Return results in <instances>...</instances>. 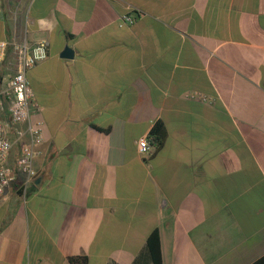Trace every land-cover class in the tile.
Wrapping results in <instances>:
<instances>
[{
  "label": "crops",
  "instance_id": "0c3cea01",
  "mask_svg": "<svg viewBox=\"0 0 264 264\" xmlns=\"http://www.w3.org/2000/svg\"><path fill=\"white\" fill-rule=\"evenodd\" d=\"M43 38L44 142L0 201V264H153L155 229L163 264L264 256V0H0V88ZM4 118L16 167L29 135Z\"/></svg>",
  "mask_w": 264,
  "mask_h": 264
},
{
  "label": "built area",
  "instance_id": "2783aa9c",
  "mask_svg": "<svg viewBox=\"0 0 264 264\" xmlns=\"http://www.w3.org/2000/svg\"><path fill=\"white\" fill-rule=\"evenodd\" d=\"M123 20L132 23L134 18L126 14ZM5 46L6 42L0 44V54ZM15 49L17 69L7 84L0 88V201L5 196L6 188L16 180L17 171L24 173L28 180L37 174L34 159L40 153L44 142L42 122L34 124L31 121V115L39 110V105L27 73L31 67L48 58L49 42L43 38L32 45L26 42L15 44ZM5 112L10 113L14 122L25 123L29 135L28 141L22 146L16 167L8 162L12 142L9 138L8 122L4 118ZM138 146L141 153H147L156 144L149 136H143L139 139Z\"/></svg>",
  "mask_w": 264,
  "mask_h": 264
},
{
  "label": "trees",
  "instance_id": "16d2710c",
  "mask_svg": "<svg viewBox=\"0 0 264 264\" xmlns=\"http://www.w3.org/2000/svg\"><path fill=\"white\" fill-rule=\"evenodd\" d=\"M167 135V130L165 124L158 120L150 134L151 141L160 147ZM147 249L149 257L153 264H163L162 251H161V241L160 233L158 229H155L148 238ZM71 264H88L87 256H72L70 257ZM252 264H264V256L253 262Z\"/></svg>",
  "mask_w": 264,
  "mask_h": 264
},
{
  "label": "water",
  "instance_id": "95a60500",
  "mask_svg": "<svg viewBox=\"0 0 264 264\" xmlns=\"http://www.w3.org/2000/svg\"><path fill=\"white\" fill-rule=\"evenodd\" d=\"M65 55L66 56H68V55H72V52H71V50H70V48L69 47H66V51H65Z\"/></svg>",
  "mask_w": 264,
  "mask_h": 264
}]
</instances>
